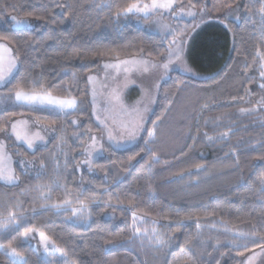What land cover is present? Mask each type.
Returning a JSON list of instances; mask_svg holds the SVG:
<instances>
[{
  "label": "trees",
  "instance_id": "16d2710c",
  "mask_svg": "<svg viewBox=\"0 0 264 264\" xmlns=\"http://www.w3.org/2000/svg\"><path fill=\"white\" fill-rule=\"evenodd\" d=\"M136 1L0 0V42L18 65L0 88V139L17 177L0 182V264H62L40 258L22 239L29 231L43 233L68 264H241L261 249L254 243L264 237L260 0H178L176 10L203 9L221 21L206 23L189 43L188 63L204 78L170 71L137 143L117 150L104 141L102 156L83 165L101 133L89 77H101L105 63L167 54L168 40L139 26L150 18L125 12ZM235 7L237 20L224 19ZM11 17L34 28L13 29ZM185 25L188 37L194 21ZM36 85L75 98L78 108L33 110L15 100L18 86ZM22 117L52 128L32 152L5 135ZM22 159L33 167L22 170ZM9 245L21 263L3 251Z\"/></svg>",
  "mask_w": 264,
  "mask_h": 264
},
{
  "label": "rangeland",
  "instance_id": "374dc122",
  "mask_svg": "<svg viewBox=\"0 0 264 264\" xmlns=\"http://www.w3.org/2000/svg\"><path fill=\"white\" fill-rule=\"evenodd\" d=\"M151 2L152 0H137L135 3L143 7L144 4H151ZM173 9L174 10L155 9L149 12L147 16H145L143 12L135 11L127 14L136 15L143 19L150 18L148 21H140L139 26L149 33L156 34L162 38L167 39L168 49L174 37H176V39L178 40H183L185 38V23L193 20L194 28L189 36H186L187 41L185 44L184 58L182 61H175L170 67L172 68V71H178L181 74L192 78L203 79L204 77L198 75L188 63L187 53L189 43L192 40V37L206 23L210 21L221 23V21L210 20L207 17L205 10L203 9L198 12L192 8L183 9V11H181V9H175V4L173 5ZM189 11L195 13V15L189 16L187 14ZM237 18L238 7L231 8L224 14V19L226 20H237ZM16 20L22 21V23L17 24L16 21L13 20V17L9 19L10 27L13 29L34 28V23L29 20L20 19L17 17ZM181 33H183V35ZM0 45H4L5 47H7L4 43L1 42ZM0 55L6 56L7 54L0 53ZM131 59H144L153 63L160 62H155L144 57H134L124 60ZM121 61L123 60L105 63L103 65V73L101 77L91 76L94 77V80L92 82H89L92 92V100L93 89H95L96 106L95 108L93 107V112L96 122L101 127V133L99 136H95V143H93L92 140L85 148L83 165L86 168L90 167L93 161L102 156V144L104 141L117 150L130 148L137 143L144 131L145 124L155 105V99L159 91V89L157 90L155 88V85L157 83L161 84V82L167 77V75L163 73V69H151L148 73H144L142 71L136 70V68L132 66H125L123 64L120 65L119 72H117V70L112 67L105 68L106 64H119ZM185 64L191 71L184 70ZM17 67L18 65L13 70L12 75L8 78L7 83L0 84V88H3L8 84L12 76L15 74ZM125 67H132V70L124 72L123 69ZM116 95L119 96L118 100L115 99ZM145 109L147 110L145 111ZM137 110L142 113L143 124L142 128H138L136 130L135 139H132V137L129 135V130L132 128L133 123L137 120ZM98 116L100 119H97ZM17 121H26L25 124H19L17 127L18 130L24 129L28 132V137L32 141L31 147H28L26 141L18 140L16 138V135L12 132V124ZM105 125H107V128H105ZM108 129L111 130L114 137V139L112 140H109L108 138ZM52 134L53 132L51 127L43 125L30 117L12 119L9 122L7 130L5 131L6 136L13 137L17 144L23 145L30 152L34 151L38 146H42L47 143ZM0 144L3 145V159L0 160V167H3L6 171L11 170L13 176V180L11 181L0 179V182L5 185L16 184L17 177L13 169L15 160H13L12 156L8 152L5 141L0 139ZM18 163L22 170L31 169V167H33L32 162H28L23 159L19 160ZM27 233V239H25V235L23 234V241L31 245L40 256V258L45 260L55 259L62 264H68L66 262V258L60 252H58L55 245L49 239L47 241L46 251L45 242L41 240V232L29 231ZM3 251L8 255V253L10 252V248L3 249ZM256 253H259V255H255ZM8 257L17 263H21L23 261V258L21 256L14 257L8 255ZM248 257H254L250 264H264V250L262 249L252 252L248 256L244 257L241 264H244Z\"/></svg>",
  "mask_w": 264,
  "mask_h": 264
},
{
  "label": "snow or ice",
  "instance_id": "6c2138e0",
  "mask_svg": "<svg viewBox=\"0 0 264 264\" xmlns=\"http://www.w3.org/2000/svg\"><path fill=\"white\" fill-rule=\"evenodd\" d=\"M178 0H152L151 4H144L143 7L139 6L137 3H131L127 6L125 9L126 13H132V12H143L145 16L148 15L149 12L155 10V9H165V10H174L173 5L177 3ZM261 7L259 9L260 13L264 14V0H260ZM181 11H183V6L181 7ZM189 16L195 15V13L189 11L187 13ZM264 18V17H262ZM13 20L16 21L17 24L22 23V21L16 20V17H13ZM183 35V33H181ZM0 39H5V37H0ZM187 41V37L183 40H178L176 37L173 38L171 45L169 49L166 50L167 54L164 57L162 61L159 63H153L149 62L144 59H131V60H123L119 64H106L105 68H115L117 72L120 70V65L123 64L125 66H132L136 68L138 71H142L144 73H148L151 69H163V73L167 75L170 71H172V68L170 67L173 65L175 61H182L185 54V44ZM0 53L7 54L0 55V84H5L8 81V78L12 75L13 70L16 68V57L12 55V50L5 47L4 45H0ZM132 67H125L123 69L124 72H128L132 70ZM185 71H191L189 68H187V65L185 64ZM261 76H264V72H261ZM94 80V77H89V82H92ZM160 87V84L157 83L155 85V88L158 90ZM262 88H264V84L261 85ZM95 89H93V100L92 104L95 108L96 106V99H95ZM115 99H119V96L116 95ZM15 100L22 105L29 106L33 110L37 107H44V106H50L54 107L56 109H59L62 112H67L69 110H75L78 108L77 100L75 98H68V97H60V96H54L52 91L50 89H45L42 85H36L35 87H32L30 89H25L24 86H18L15 90ZM147 109H145L146 111ZM241 111H245L244 109H241ZM137 120L133 123L132 128L129 130V135L132 137V139H135V132L138 128H142L143 124V116L142 113L137 110ZM97 119H100L99 116ZM26 121H17L12 124V132L16 135V138L18 140H24L28 144V147L32 146V141L28 137V132L24 129L18 130L19 124H25ZM73 123H76L73 121ZM105 128H107V125H105ZM3 130V129H0ZM147 135L151 138L154 136L153 131H149ZM108 138L109 140L114 139L112 132L110 129H108ZM93 143H95L96 138L92 137ZM3 159V145L0 144V160ZM0 179L5 180H13V176L11 173V170H5L3 167H0ZM260 184L262 186V191H264V177L260 178ZM75 214V213H74ZM135 214L133 213V224H135ZM5 221H0V227L5 226ZM200 225L197 224V228H199ZM140 232V229H136V233L138 234ZM147 234V233H145ZM25 239L28 237V233L25 234ZM41 240L45 242V249L47 251V241L48 238L41 233ZM153 235L155 234V230H153ZM156 243L162 244L164 241L160 239L157 236ZM256 245L258 247H261L262 250H264V237H262L259 241H255ZM10 247V252L8 255L19 257L21 254L15 249ZM58 250V249H57ZM183 252V250H182ZM242 254V253H241ZM255 255H259V253H256ZM183 259V257H181ZM254 259V257H248L247 260L244 262V264H250V262ZM24 264H27L25 261Z\"/></svg>",
  "mask_w": 264,
  "mask_h": 264
}]
</instances>
